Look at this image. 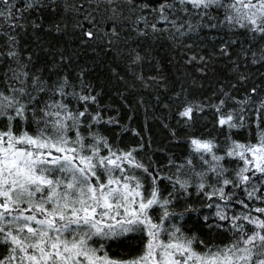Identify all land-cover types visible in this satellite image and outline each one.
<instances>
[{"label":"snow or ice","instance_id":"snow-or-ice-1","mask_svg":"<svg viewBox=\"0 0 264 264\" xmlns=\"http://www.w3.org/2000/svg\"><path fill=\"white\" fill-rule=\"evenodd\" d=\"M0 264H264V0H0Z\"/></svg>","mask_w":264,"mask_h":264},{"label":"trees","instance_id":"trees-1","mask_svg":"<svg viewBox=\"0 0 264 264\" xmlns=\"http://www.w3.org/2000/svg\"><path fill=\"white\" fill-rule=\"evenodd\" d=\"M155 3V0H154ZM125 35V33H122V36ZM134 35V34H133ZM97 52L99 53V56L94 55L91 50H87V53H81V63H84L86 60L87 61H93V60H98V59H103V53L101 52V50L98 48ZM105 63H107V59H105ZM93 65L90 63L89 67H92ZM95 71L98 75L101 76V78L103 77V75L106 73V69L103 66H98L95 68ZM145 97L146 99H148V94L145 93ZM154 103V101H153ZM156 115L157 116H161V115H167L166 112H162V106L158 107L156 109ZM143 111L140 110V112L137 114V119L133 121L132 123V127L136 128L138 127V125H142L143 123ZM165 122H167L165 120ZM174 123V121H173ZM149 127L151 129L150 134L154 135L155 138L157 139H161L167 136V130L163 128L162 124L160 123L159 120H152L151 116L149 118ZM131 137V133H128L125 135L124 140L128 141L129 138Z\"/></svg>","mask_w":264,"mask_h":264}]
</instances>
